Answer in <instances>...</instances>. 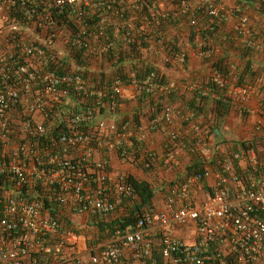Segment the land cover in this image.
Here are the masks:
<instances>
[{"label": "built area", "instance_id": "1", "mask_svg": "<svg viewBox=\"0 0 264 264\" xmlns=\"http://www.w3.org/2000/svg\"><path fill=\"white\" fill-rule=\"evenodd\" d=\"M159 1L0 0V264H264V164L253 150L242 148L211 170L206 161L210 129L196 121L195 109L181 115L195 144L185 142L180 129L170 130L164 163L173 169L180 153L190 149L204 158V170L173 182L162 208L115 227L88 254L78 248L76 216L108 217L119 209L123 216L125 204L136 198L129 175L110 174V154L152 168L156 155L145 145L146 133L173 126L179 111L158 101L148 123L109 118L118 111L126 83L120 77L99 83L68 54L83 50L81 61L106 56L114 43L104 39L105 27L119 15L116 7L132 15L143 7L155 9ZM187 4L184 0L183 8ZM199 4L222 20L233 13L218 0ZM62 16L76 26L65 25ZM90 16L98 18L92 24L96 29L87 21ZM162 16L139 18L138 36H146L150 48ZM248 24L239 14V34L250 33ZM136 37L127 31L124 40L133 43ZM250 45L260 47L255 41ZM173 58L186 61L183 53ZM155 76H133L131 84L141 94L172 95L176 83H154ZM211 81L222 90L251 91L249 84L229 86L219 71ZM242 157L253 168L245 182L236 165ZM208 177L216 178L213 192L194 204L188 198L191 188ZM187 226L195 229L193 242L174 234V227Z\"/></svg>", "mask_w": 264, "mask_h": 264}, {"label": "crops", "instance_id": "2", "mask_svg": "<svg viewBox=\"0 0 264 264\" xmlns=\"http://www.w3.org/2000/svg\"><path fill=\"white\" fill-rule=\"evenodd\" d=\"M200 0H188L189 4L183 8L184 0H161L157 5L158 13L167 14L171 12L174 19L179 24L172 25L166 29V36L155 39L152 48L143 49L144 58L149 63L158 67V71L164 75L167 82H175L176 88L171 96L158 97L152 96L150 100L146 96L142 97L141 93L135 89L132 83V71L128 75V84L123 89L122 101L118 111L114 113L111 119L119 123L130 118H136L138 121L148 123L149 119L154 116V105L157 101L164 104H172L179 111L175 118L173 126L164 127L160 131L147 132L145 141L146 147L152 149L156 155V162L153 168H145L140 163L122 162L115 152L109 156L110 174L116 177L119 174L131 175L138 179H148L157 187V191L153 198L155 209L164 206V199L167 193L173 187L172 183L181 180L194 163L201 160L198 152L186 149L179 155L178 165L173 169L168 168L164 163L165 147L169 139L170 130L180 129L183 132V140L187 143L190 140V126L181 117L188 107L197 105L196 121L208 125L210 129L209 147L211 149V158L207 159L209 168L217 171L220 168V162L226 156H229L242 149L241 142L249 140L253 146L249 149L253 150L256 155L258 164H264V3L263 0H218L230 10L232 15L223 19V24L217 34L197 38L192 41L190 39V18L193 16L194 8ZM239 11L236 12L235 9ZM183 10V14L180 11ZM140 12V11H139ZM240 15H246L249 18L248 35L237 33L238 18ZM135 16L141 18L143 15L137 13ZM117 18V17H116ZM110 17L108 22L118 23V19ZM130 18L129 25H135L140 19ZM137 18V17H135ZM133 19V21H131ZM176 21V22H177ZM171 22V19H170ZM124 22L123 24H126ZM177 24V23H175ZM116 25V24H115ZM36 36V33H31ZM178 39L183 54L186 55L185 63H179L169 56L165 51L164 43ZM251 41L260 44V47L250 45ZM58 46L64 47L62 43ZM115 46V45H114ZM211 46V47H209ZM247 49L250 51L247 53ZM227 56L229 61V86L238 85L239 71L250 68L253 78H246V85L251 86V91L246 95L238 89L220 90V95H226L230 101L228 110L223 116H216L215 101L220 98L205 84L212 78L213 62L217 59ZM106 56L97 57L88 62L86 68L93 76L102 77L108 75L112 77V69L114 66L107 60ZM252 71V72H251ZM249 73V72H248ZM249 73V74H250ZM90 77L93 79L92 75ZM136 76V75H134ZM247 77V75L245 76ZM113 78V77H112ZM250 79V82L248 80ZM113 79L110 80L112 83ZM130 83V84H129ZM244 86V85H242ZM204 97L202 102L200 98ZM154 99V100H153ZM149 101V102H148ZM151 102V103H150ZM183 113V114H182ZM216 153L222 157L216 159ZM241 173V181L245 182L252 175L250 164L245 157L240 158L236 163ZM216 183L215 177L206 178L200 185L191 188L189 200L194 204L204 201L214 189ZM242 183V182H241ZM236 184H232L234 187ZM239 185V183H238ZM122 213L112 214L108 217H93L90 215H81L74 218V225L79 228L81 235L78 248L81 254H88L92 248L98 247L100 243H104L109 237L100 229L104 222L115 221ZM174 234L182 237L189 242H193L196 238L195 229L192 226L184 228L174 227Z\"/></svg>", "mask_w": 264, "mask_h": 264}, {"label": "trees", "instance_id": "3", "mask_svg": "<svg viewBox=\"0 0 264 264\" xmlns=\"http://www.w3.org/2000/svg\"><path fill=\"white\" fill-rule=\"evenodd\" d=\"M116 8L119 10L120 13L119 15H116L113 17L115 18L117 17L116 19H118L119 22L115 23L116 25L114 24V21L110 23L108 22L105 27L106 36L104 37V39L107 41H111V42L113 41L115 45V46L113 45V47L111 48V50L105 57L106 61L108 60L111 63V65L114 66L111 72L113 73L112 74L113 78L108 75L106 76L102 75V73H101L102 77H95L87 69H86V72L88 74H91L93 79L96 80L97 82L107 83V84L111 83L110 82L111 79L114 80L117 77H120L124 81V83L127 84L129 82V80L127 79L129 75L128 74L129 71H130V74L132 71V74H133V75L131 74L132 76L136 75L138 77H143L147 73L153 72L156 76L153 78L152 82L154 83L155 82H163V83L167 82L164 80V75L158 71V67H156L152 63L147 62L145 60L146 58H144L143 49L146 48L147 50L148 48H150V43L146 39V36L144 35L141 37L138 36L139 35V24H140L139 21H136L134 23L135 25L128 24L130 23L131 17H134L133 18L134 20L138 19L139 17L135 16V14L131 15L130 12L126 11V8L124 7H116ZM193 10H194L193 16L190 18V21H189V24L191 27L190 28V39L194 41L197 38V36H200L201 38H205V39L207 36L214 37L217 34V32L220 30V27L223 24V20L211 16L209 12L207 11L206 7L200 6L199 3L196 5V7ZM158 11L159 10L157 8L152 9L151 7H143V10H141L139 14L149 16L151 19L153 16L159 14ZM61 18H62L61 19L62 21H65V22L67 21V19L64 20L65 19L64 16H62ZM159 18L162 21L154 29L155 33H157V39L166 36L165 32L168 27H172V25L176 26L179 24V22L176 19H174L171 12H167V14H165V17L162 16ZM133 19L131 21H133ZM170 19H171V22H170ZM87 21L89 25H91L92 29L97 28L93 26L94 23L96 24L98 22L97 17L90 16L87 18ZM124 22H127V23L123 24ZM61 23H64V22H61ZM67 24H69L71 27L76 26L73 20L69 21L68 23L66 22L65 25ZM127 31H130V33H133L137 36L136 40L133 43L125 42L124 35ZM237 33L239 34L238 31ZM164 47H165V51L167 52V54L172 57H175L178 53L184 52L182 51L180 45H178V39H174V41L165 42ZM249 51L250 50L247 49L246 52L248 53ZM83 53L84 51L81 49H70V53L68 54L69 55L68 57L72 58V60H75V63L80 64V67L84 65L86 68H88L87 65L90 60L86 59L85 61H81L82 60L81 56ZM67 61L69 62V58L64 60V62H67ZM212 67L214 71H219L225 79H229V77H227L229 73V61H228L227 56H223L217 59L216 61H214ZM248 72L250 73V68L239 71V75H238L239 85H246L247 83H245L244 80L246 78H253L252 73L249 74ZM246 75L247 77H245ZM248 82H250V79L248 80ZM205 85L208 88H210L215 94H217V96L220 95L221 93L220 90H222L221 89L222 87L213 83L211 79ZM143 96H146V99L148 98L149 100L152 97L151 93H148L146 90H144L141 94V102L143 101L142 100ZM162 97H165V96H161L158 98L162 99ZM219 97L220 98L216 99L215 101V104H216L215 114L216 116H223L224 113L230 107L228 103L230 99L229 97H225L223 94L220 95ZM203 99L204 97L202 96L200 98V102H202ZM121 101L122 99H120V103ZM145 104L147 103L145 102ZM156 106L157 105L155 104L154 109L156 108ZM196 107L198 106L192 105L191 107H188L186 109V112L188 111V109L196 110ZM136 118H139V117L137 116ZM189 142L191 143V145L195 144V141L193 140L188 141V143ZM241 146L244 149H249L253 146V143L249 140H244L241 142ZM144 147L145 146L143 144L137 150L138 158L140 157V151H142ZM216 154H217L216 159L218 158L220 159V157H222L219 153H216ZM199 157H201L200 154H199ZM200 159L201 160H198L197 162L194 163V166L189 169V172H196V171L204 170V168L206 167L205 160L204 158H200ZM128 181L133 185L135 189L136 198L133 199L130 204H125L126 206L125 215L119 216L115 221L104 222V224L100 226V229H102L103 232L105 231L106 234H108L109 231H111L115 227H118V226L124 227L130 223H134L135 221L138 220L139 217L144 215L146 211L155 209L154 204H153V198L157 191V187L154 186V184H152V182L148 179H138L131 175H129Z\"/></svg>", "mask_w": 264, "mask_h": 264}]
</instances>
